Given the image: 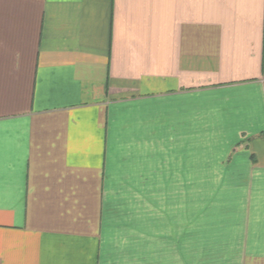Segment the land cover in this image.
<instances>
[{
    "label": "crops",
    "instance_id": "1",
    "mask_svg": "<svg viewBox=\"0 0 264 264\" xmlns=\"http://www.w3.org/2000/svg\"><path fill=\"white\" fill-rule=\"evenodd\" d=\"M0 264H264V0H0Z\"/></svg>",
    "mask_w": 264,
    "mask_h": 264
}]
</instances>
